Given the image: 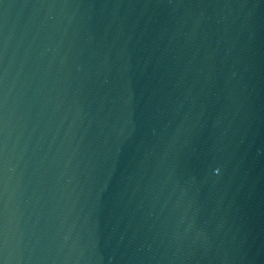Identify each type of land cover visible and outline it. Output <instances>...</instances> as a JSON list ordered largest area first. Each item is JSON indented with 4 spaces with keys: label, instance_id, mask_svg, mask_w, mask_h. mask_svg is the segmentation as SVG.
<instances>
[{
    "label": "water",
    "instance_id": "water-1",
    "mask_svg": "<svg viewBox=\"0 0 264 264\" xmlns=\"http://www.w3.org/2000/svg\"><path fill=\"white\" fill-rule=\"evenodd\" d=\"M0 264H264V0H0Z\"/></svg>",
    "mask_w": 264,
    "mask_h": 264
}]
</instances>
